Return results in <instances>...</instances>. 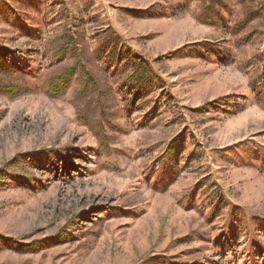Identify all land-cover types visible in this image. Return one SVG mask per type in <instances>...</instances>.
Instances as JSON below:
<instances>
[{"label":"rangeland","instance_id":"374dc122","mask_svg":"<svg viewBox=\"0 0 264 264\" xmlns=\"http://www.w3.org/2000/svg\"><path fill=\"white\" fill-rule=\"evenodd\" d=\"M208 2L0 0L21 86L0 93V264H264V0ZM103 31L162 86L103 93L105 120L78 82L45 93L55 46Z\"/></svg>","mask_w":264,"mask_h":264},{"label":"trees","instance_id":"16d2710c","mask_svg":"<svg viewBox=\"0 0 264 264\" xmlns=\"http://www.w3.org/2000/svg\"><path fill=\"white\" fill-rule=\"evenodd\" d=\"M208 3L210 4L208 6L212 7L216 5V0H210ZM196 20L203 22L199 17ZM101 36L102 39L100 38L97 47L91 52L86 46L83 47L76 41L73 35L63 38L60 41L62 43L59 42L55 46L51 57L59 62L69 58L71 62L63 70L47 79L45 93L53 98L62 97L73 82H78V96L93 95L97 101L92 102V105L96 110H101L100 118L105 120V111L101 108L103 93L108 91L111 97L114 96L115 87L122 89L125 106L131 108L136 100L146 97L152 91L160 90L162 86L152 74L148 63L130 55L122 45L118 46L117 39L112 32L103 31ZM262 69L264 71V65ZM97 71L103 73V76H97ZM17 74L18 70L8 65L0 57V93L17 94L19 87L21 89L20 85L1 82L5 78L13 79ZM259 79L260 83H257ZM259 79L249 83V87L252 88V92L256 96L262 94V91L264 92V74L260 73ZM183 142L184 139L181 137L174 138L167 147V155L170 157L175 155L178 151L177 148H180ZM30 161L34 164L35 158L31 157ZM35 164L39 165L38 162ZM235 215H239V213L236 212ZM7 242L13 241L7 240ZM24 246L28 250H38L34 244ZM154 260V264H170L165 257Z\"/></svg>","mask_w":264,"mask_h":264}]
</instances>
